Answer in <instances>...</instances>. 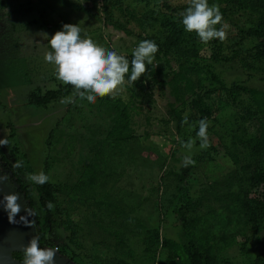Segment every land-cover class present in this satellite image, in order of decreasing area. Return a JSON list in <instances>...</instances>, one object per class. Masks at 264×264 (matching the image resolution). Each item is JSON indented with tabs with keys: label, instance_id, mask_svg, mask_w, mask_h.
<instances>
[{
	"label": "rangeland",
	"instance_id": "374dc122",
	"mask_svg": "<svg viewBox=\"0 0 264 264\" xmlns=\"http://www.w3.org/2000/svg\"><path fill=\"white\" fill-rule=\"evenodd\" d=\"M211 5L219 7L221 24L229 27L226 40L204 44L194 32H186L192 38L185 32L175 33L188 0H0V139L7 141V146L0 147L19 171L22 183L30 186L35 211L41 215L35 182L29 175L43 172L47 183L60 189L89 184L99 170L107 175L100 174L93 182L97 196L113 208L110 215L96 211L92 202L78 203L62 194L56 197L55 205L63 213L51 241L73 251L72 264H112L121 253L125 254L122 260L130 264H160L161 252L151 259L143 252L141 226L184 243L175 213L181 202L170 205V200L188 155L195 163L187 166L191 179L183 184L188 199L202 204L196 212H206V199L231 217L239 210L234 178L241 176L244 183L249 175L244 168L251 165L252 147L264 129V52L253 49L261 40L241 34L256 25L259 16L224 0H212ZM66 23L78 24L81 38H90L126 58L141 42L138 36L167 47L165 59L160 55L150 65L160 70V76L153 77L157 82L143 79L153 95L152 103L137 101L128 87L116 98L98 97L94 104L75 96L72 86L59 81L54 66L44 59L51 50L48 38ZM184 59L199 68L198 78L204 81L195 94L208 114L194 115L196 111L189 107L194 96H187L183 106L175 103L169 87L160 83L162 75L177 70ZM122 110L130 122L120 140L110 132ZM171 110L180 114V127ZM202 119L209 124L206 149L200 148L197 138ZM190 138L196 140L191 151L183 147ZM110 142L118 143L111 146ZM100 184L104 187L99 191L96 186ZM210 189L222 198L216 201ZM262 195L264 187L250 193L256 200H262ZM66 220L75 236L62 226ZM95 223L125 241L119 254L112 246L115 239L108 242ZM119 231L135 235H126L125 240ZM243 234L244 243L239 241L243 240L240 234L223 252L212 253L217 264H252L264 246V223L261 228L247 225ZM57 256L64 259L58 251Z\"/></svg>",
	"mask_w": 264,
	"mask_h": 264
},
{
	"label": "trees",
	"instance_id": "16d2710c",
	"mask_svg": "<svg viewBox=\"0 0 264 264\" xmlns=\"http://www.w3.org/2000/svg\"><path fill=\"white\" fill-rule=\"evenodd\" d=\"M215 1V0H214ZM226 4H231L234 8H237L242 11L249 12L253 16H259V21L256 25L247 30H242L243 34L248 39L261 40L262 42L259 45L253 47L255 51L259 54L264 52V0H224ZM209 5H211L212 0H208ZM178 27L175 29V33L178 36L182 35V32H187L184 30L182 24V17L178 19ZM189 33V32H187ZM186 33V34H187ZM188 38H192L190 34H187ZM136 38L143 40L146 39L142 36ZM164 43L163 45H165ZM158 52L155 54V59L159 60L160 55L162 59H165L167 56V47L164 49L162 46H158ZM132 54L127 57L129 63L132 60ZM197 64L194 62L190 63L188 59L179 61L177 70L171 71L170 73H165L162 75V80L160 83L166 84L170 93L175 100V103H179L181 106L185 105L187 96H194L195 98L191 100L189 107L192 111H196L194 115H204L209 113V109L202 104L200 97L196 96L195 92L198 88L201 87V83L204 80L198 78ZM199 69V68H198ZM210 73V72H209ZM157 78L160 76V70L157 66H147V71L140 79L135 82L132 86H127L130 92V95L133 96L137 101L143 102L144 104H150L153 101V95L151 92H148L145 86L142 84L143 79L152 78L154 83L157 82ZM206 79V78H205ZM210 79L213 82H217L218 79L210 73ZM207 80V79H206ZM205 80V81H206ZM226 94L231 98L228 89H225ZM37 101V100H36ZM234 101V99H233ZM202 104V106H201ZM204 108V111H201ZM171 116L177 121V126L180 127L182 124V119L179 113L174 110L170 112ZM129 114L126 110H122L115 120V125L110 132L111 136H115L116 139H122V131L127 128L129 124ZM120 139V140H121ZM118 142H110V145L117 146ZM103 156L106 153H102ZM250 164L246 168L249 175L242 182L241 176H235L234 180L237 183V199L239 200V210L235 212V215L231 217L228 213H221L214 206L209 205L211 200L206 199L203 203V207L206 209V212L199 214L196 212V208L201 206V202H194L193 200L188 199V193L185 192L183 184L186 180L191 179L189 177L190 168L185 167L182 169L180 174L177 176L175 194L170 200V205L177 201L181 203L176 209V215L178 220L181 223V229L183 232L184 243L176 242L169 238H162L161 233L158 229H148L144 226H141V235L142 237V246L144 248L143 252L148 254L149 259L157 256V252H161L163 260L160 264H217L213 252L221 253L223 249L227 248L233 238H236L237 235H240L239 239H243V233L247 225H251L256 228H261L264 223V196L262 195V200H256L250 197V193L258 192L261 188L264 187V129L262 128L260 136L256 140V145L252 147L251 155L249 156ZM261 164V165H260ZM0 170L3 174L7 175L16 187L17 191L24 195L27 200V205L31 213L33 214L38 228V240L40 247L42 248H54L57 247L58 253L64 255V259L69 258L68 264H72L76 259L73 251H69L68 246L66 245H54L51 241V237L56 230V227L60 225V214L63 212L60 211L55 203L56 197L58 194L65 195L69 200L76 201L78 203H90L92 202L94 208L98 212H106L110 215V212L113 213V208L109 205L107 206L99 197L97 196L96 190L94 188V182L97 177L102 174L103 177H107L104 174L103 170H99L95 177H90L89 184H80L73 186H64L62 189L50 183L33 185L38 209L41 211L39 216L35 211L34 202L32 195L29 191L30 186H26L22 183L20 173L13 166V163L5 156L3 150L0 147ZM241 183V184H240ZM99 191L102 190L104 184L96 186ZM260 188V189H259ZM179 191H182L183 194H180ZM210 194L215 195V200H219L217 194L210 189ZM51 203L53 207L49 209L48 205ZM235 218V219H232ZM97 226L98 231L101 230L109 239L108 242H111L112 234L117 233H108L103 230L101 227ZM65 229L70 230L71 236H75V232L71 230L70 221L66 220L62 223ZM70 228V229H69ZM125 240L126 235L133 236L135 234L119 231ZM96 234V233H95ZM113 243V248L115 252L119 254V251L122 246H124L125 241H117ZM236 242V240H235ZM69 251V256L67 255ZM128 256L130 257L131 250H128ZM122 252V251H121ZM213 255V256H212ZM13 257L19 262H23V254H13ZM120 259L113 260L112 264H130V262L122 260L125 257L124 253L119 255ZM252 264H264V246L261 251L255 256Z\"/></svg>",
	"mask_w": 264,
	"mask_h": 264
},
{
	"label": "clouds",
	"instance_id": "9594fccd",
	"mask_svg": "<svg viewBox=\"0 0 264 264\" xmlns=\"http://www.w3.org/2000/svg\"><path fill=\"white\" fill-rule=\"evenodd\" d=\"M222 20L219 7L210 6L208 0H188V7L182 13L184 30L194 32L204 44L213 39L226 40L229 26L221 24ZM217 25L221 27L218 29ZM47 43L51 50L45 53L44 59L54 66L56 78L65 85H71L75 96L92 104L98 97L116 98L127 86L134 85L146 73L147 66L153 63L159 50L154 41L143 40L133 50L129 63L126 56L117 51L100 46L90 38H81L80 26L71 23L63 24L62 29L48 38ZM67 99L71 102L72 98ZM208 127L206 119L199 122L197 138L201 149L209 147ZM195 143L196 140L190 138L183 147L191 151ZM0 146H7V141L0 139ZM194 163L190 155L183 158L185 167ZM28 179L43 184L48 177L40 172L29 175ZM19 201L20 196L14 192L5 194L0 200V208L8 214L10 223H15L21 212ZM48 207L51 209L53 205L49 203ZM24 212L26 215L20 216L21 221L26 219L27 207H24ZM57 251L55 248L40 247L38 238L33 237L24 246L23 264H56Z\"/></svg>",
	"mask_w": 264,
	"mask_h": 264
},
{
	"label": "water",
	"instance_id": "95a60500",
	"mask_svg": "<svg viewBox=\"0 0 264 264\" xmlns=\"http://www.w3.org/2000/svg\"><path fill=\"white\" fill-rule=\"evenodd\" d=\"M17 193L20 196L21 212L16 217L15 223H10L8 214L0 208V264H23L13 257V254H23L24 246L30 239L38 236L36 220L28 208L27 200L12 184L9 177L0 170V200L8 193ZM24 207L29 212L24 221L20 216L26 215ZM56 264H68L66 259L56 256Z\"/></svg>",
	"mask_w": 264,
	"mask_h": 264
}]
</instances>
